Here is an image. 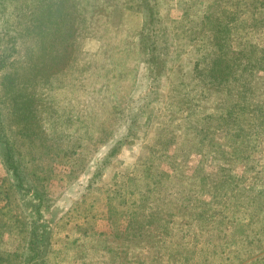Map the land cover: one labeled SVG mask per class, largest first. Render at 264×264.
<instances>
[{"label": "rangeland", "instance_id": "rangeland-1", "mask_svg": "<svg viewBox=\"0 0 264 264\" xmlns=\"http://www.w3.org/2000/svg\"><path fill=\"white\" fill-rule=\"evenodd\" d=\"M152 3L145 31L144 0H0V106L42 262L264 264V0ZM160 26L152 77L138 39ZM16 183L0 162V264H22L34 211Z\"/></svg>", "mask_w": 264, "mask_h": 264}, {"label": "trees", "instance_id": "trees-1", "mask_svg": "<svg viewBox=\"0 0 264 264\" xmlns=\"http://www.w3.org/2000/svg\"><path fill=\"white\" fill-rule=\"evenodd\" d=\"M152 1L153 0H144L143 11L146 13L145 18L148 19V21L144 23L145 31H149L150 29H152V26L154 24L153 20H155V14L152 12V6H153ZM40 6H41L40 1H37L36 9H39ZM59 10H60V7H59ZM156 30L157 31L152 30L151 33L147 32L148 34L146 36H144L143 34H140L139 39H138V46H139L138 49L143 50V53H144L143 58L145 62L150 64L152 77H155L156 75L155 71H153L154 67H156V62H157V57H158L155 52L156 47H161V44L164 45V42L166 41L170 43V39H171L170 36H168V34L166 33L167 31L164 29V27L160 26ZM13 44H14V41H10V42L6 41L4 42V44H0V72L7 58L12 52V50H15V47ZM216 64L217 63L215 62L214 66H216ZM214 70L218 71L217 74L222 73V71H220L221 70L220 67H215ZM124 105L126 106L125 103ZM258 106H257L256 115H255L256 121L258 123H261V122L264 123V109L262 107L258 108ZM126 107L128 108V106ZM126 107H124L122 104V105H119V109L117 108L119 111L118 116L120 120H128L134 117L138 113L136 111L127 112ZM6 126L7 125H6L5 116L3 115V112L0 106V162L3 165V167L6 170H9L12 173V175L17 179L16 187L24 190V198L20 202V204L23 205L22 207H26V206L34 207V211L30 212L32 217L30 216V217H27L26 219V223L28 225H27V229L25 233L26 239H24L25 248L22 252V257H23L22 264H43L42 256L44 255V249H41V247L39 246H42L43 244H47L48 232L46 231V229L42 230L41 224L38 221H35L37 217L39 216L40 202L38 199H35L36 202H34L25 197L26 192L28 193L30 191L32 192L34 197L35 196L37 197L38 190H35L36 184L33 181L34 180L33 177L30 176V174L25 171L24 164L22 163L23 161L20 159L21 153L18 150L15 143L9 137ZM34 214H37L36 218L33 217ZM2 253L3 255H6V256L11 254L9 252H2ZM0 259H2L1 255H0Z\"/></svg>", "mask_w": 264, "mask_h": 264}]
</instances>
